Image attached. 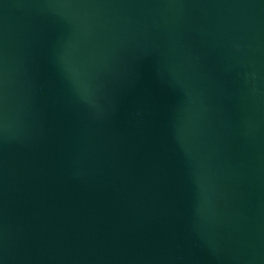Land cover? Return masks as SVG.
<instances>
[{
	"label": "water",
	"instance_id": "water-1",
	"mask_svg": "<svg viewBox=\"0 0 264 264\" xmlns=\"http://www.w3.org/2000/svg\"><path fill=\"white\" fill-rule=\"evenodd\" d=\"M0 264H264V0H0Z\"/></svg>",
	"mask_w": 264,
	"mask_h": 264
}]
</instances>
